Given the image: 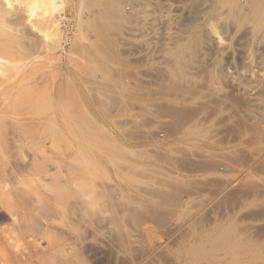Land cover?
Returning <instances> with one entry per match:
<instances>
[{"label":"rangeland","instance_id":"rangeland-1","mask_svg":"<svg viewBox=\"0 0 264 264\" xmlns=\"http://www.w3.org/2000/svg\"><path fill=\"white\" fill-rule=\"evenodd\" d=\"M64 1L60 46L43 42L36 17L30 58L18 57L23 68L0 84L6 95L0 106L11 108L4 117L0 108V124L8 125L2 130L0 173L15 177H5L14 191L26 189V197L17 192V201L28 199L24 207L31 217L40 221L46 215L50 231L65 240L64 264H264V90L257 83L264 79V60L247 66L242 59L248 47L251 54L256 50L244 36L254 21L233 18L215 0H205L210 8L204 0ZM199 5L209 10L198 8L204 17L193 9ZM159 13L169 19L167 27L146 33ZM109 15L118 24L108 30ZM192 16L201 20L190 22ZM6 18L1 39L11 45L16 40L13 46L19 47L22 30ZM210 24L221 31L222 44ZM220 48L226 50L222 56ZM17 86L25 89L26 106ZM20 107L21 113L31 109L20 116L33 122L23 123L31 135L20 129L16 135L11 125L21 121ZM88 158L96 167L94 181Z\"/></svg>","mask_w":264,"mask_h":264},{"label":"bare ground","instance_id":"bare-ground-1","mask_svg":"<svg viewBox=\"0 0 264 264\" xmlns=\"http://www.w3.org/2000/svg\"><path fill=\"white\" fill-rule=\"evenodd\" d=\"M182 1H185V0H182ZM212 1V0H211ZM210 1V3L212 4L213 2H211ZM218 4H220L222 7H224V8H226V10H228V13H230V15L233 17V18H239L241 15H242V18H243V16H244V18H246V19H250V20H253L254 21V24H255V26L253 27V28H251V29H249V30H247V31H245L246 33H245V35L244 36H246V39H247V42L250 44V45H252V43H253V47H254V45H256V50H255V56H254V54L252 53L251 54V50H252V52H254L253 51V48L250 50V48L248 47V53H245L246 55H244V56H242V59L245 61V64L248 62V61H251V63L250 64H252V61H255L256 59H259V61L261 62V60H264V0H215ZM181 2V1H180ZM201 2H202V0L201 1H199V3H200V5H201ZM204 2H206V3H204L205 4V6L207 5V8H210V7H208V3L209 2H207V1H205L204 0ZM15 3H18L19 5H21V4H23L22 6H19L18 7V4H17V7H16V5H15ZM194 3H196V2H194ZM198 3V2H197ZM64 5H65V1L64 0H0V28L2 27V26H4V16H6L7 15V20H6V23H9V25L10 24H12V23H10V22H14V21H11V19L12 20H15V22H16V25L18 26V24H19V26H20V29L17 27V30L18 31H20V30H22V31H20V32H22L23 34H22V36L21 37H24L23 39H25V40H23V42L25 43H23V42H19L18 44L16 43V45H18L19 46V44H20V46L19 47H17V46H13V43L15 44V41L16 40H13V42H12V45L10 44V43H8L6 40H3V39H1V29H0V84L2 83V82H4L5 80H8V78H9V80L11 81V74L12 73H14V71H16L17 72V74H18V68L20 67V64H18L19 62H20V59L18 58V57H22V55H24L23 57H22V60L24 59V60H26V59H28V58H30V49H31V42H33V39H34V37H32L33 39L31 40V36H30V30L32 29V26L34 25V20L33 19H35L36 17H38V18H36L37 20H35L36 21V23H37V21H39V17H41V22H42V25H40V26H42V29L43 30H41L42 31V33H43V42L47 45V46H50L49 44L52 42H50L49 40H55L54 42H56V45H58L59 44V46H60V42L57 44V42H58V40L61 38L60 37V33H62L61 31L64 29V27H65V24H64V19H65V17H64V13H63V8H64ZM156 5H158V4H156ZM160 5H161V2H160ZM164 5V4H163ZM162 5V6H163ZM170 5V4H169ZM195 5V4H194ZM193 5V6H194ZM200 5H199V7H196L197 8V10H196V8H193L195 11H198L199 9L198 8H201V9H203L202 7H203V5L200 7ZM205 6H204V11L207 13L208 11H206V9H205ZM164 7H166V6H164ZM177 7V6H176ZM189 8H190V5L188 6ZM162 7H160V9H161ZM132 9H134L133 7H132ZM154 9H155V7H154ZM159 9V10H160ZM174 9V8H173ZM181 9H182V7H181ZM217 9V8H216ZM180 9H178V11H179ZM187 10V9H186ZM191 10V9H190ZM203 10H199L201 13H202V11ZM218 10H219V8H218ZM225 10V11H226ZM156 11H158V9L156 8ZM161 11V10H160ZM173 11H176V10H172L171 12H173ZM183 11H185V9L183 10ZM193 11V10H192ZM162 12H163V10H162ZM189 12V11H188ZM188 12H187V14H188ZM191 12V11H190ZM204 12V14L206 15V13ZM201 13H196L195 12V15L196 14H201ZM156 14V13H155ZM160 14V18L158 17V16H156V18H154L153 20H151L150 21V23H148L147 25L148 26H146V29H145V31H146V33H149V32H156V30H159V29H157L158 27H157V25L159 26V25H163V27L165 26V27H167V24L169 23V19L167 18V17H165L163 20L161 19V16H162V14L161 13H159ZM192 14V13H191ZM192 15H194V13L192 14ZM202 15H203V13H202ZM201 15V16H202ZM205 15H203V17L205 16ZM174 16V15H173ZM190 16V15H189ZM197 16V15H196ZM223 16H225V13H224V15ZM163 17V16H162ZM193 17V16H192ZM191 17V18H192ZM200 17V16H199ZM217 17V16H216ZM221 17V16H220ZM215 18V17H214ZM213 18V19H214ZM241 18V17H240ZM171 19V18H170ZM175 19V18H174ZM194 19H196V18H194L193 17V19H190V22L193 20V22H194ZM8 20H10L9 22H8ZM196 20H201V19H199V18H197ZM206 20V19H205ZM216 20V19H215ZM174 21H176V20H174ZM214 21V20H213ZM222 21H224V19L222 20ZM4 22V23H3ZM41 22H40V24H41ZM187 22V21H186ZM212 22V21H211ZM215 22V21H214ZM230 22V21H229ZM229 22H227V23H229ZM220 23V22H219ZM226 23V24H227ZM117 24H118V19H117V17H115V16H113V15H109L108 17H107V19H106V21H105V26H106V29H108L109 30V28L111 29V28H113V27H117ZM200 24V23H199ZM217 24H218V22H217ZM13 25V24H12ZM11 25V26H12ZM22 25V26H21ZM38 25V24H37ZM184 25V24H183ZM186 25V24H185ZM208 25V24H207ZM207 25H206V27H207ZM230 25H231V23H230ZM160 26V27H161ZM180 26V25H179ZM210 26H211V29H213L212 31H215V36L217 35V40L219 41L218 43L219 44H222L223 42H221V39H223L222 37H220L219 36V34H220V32L218 33V30H216V26H215V24H210ZM210 26H208V27H210ZM6 27V26H5ZM39 27V26H38ZM159 27V28H160ZM181 27H182V25H181ZM203 27V26H202ZM213 27V28H212ZM218 27H220L219 25H218ZM225 27V26H224ZM234 27V26H233ZM16 28V27H15ZM34 28V27H33ZM171 28H172V26H171ZM6 29V28H5ZM35 29V28H34ZM38 29V28H37ZM161 29V28H160ZM188 29V28H187ZM203 29V28H202ZM207 29V31H208V28H206ZM206 29H204V30H202V31H206ZM218 29V28H217ZM224 29H226V28H224ZM224 29H222L223 31H225ZM3 30H4V28H3ZM16 30V29H15ZM33 30V29H32ZM186 30V29H185ZM199 30V29H198ZM7 31V30H6ZM5 31V32H6ZM11 31H12V28H11ZM14 31V30H13ZM37 31V30H36ZM180 31H181V29H180ZM210 31V30H209ZM208 31V32H209ZM3 32V31H2ZM231 32V31H230ZM243 32V31H242ZM7 33V32H6ZM14 33V32H13ZM16 33V32H15ZM18 33V32H17ZM16 33V34H17ZM145 33V32H144ZM145 33V34H146ZM200 33V32H199ZM202 33H204V32H202ZM201 33V35H204V34H202ZM33 34H35L34 32H33ZM37 34V33H36ZM156 34H158V33H156ZM161 34H162V32H161ZM229 34V33H228ZM18 35V34H17ZM209 36V35H208ZM214 36V37H215ZM3 37V36H2ZM203 37H205V35L203 36ZM210 37H211V35H210ZM13 38V37H12ZM160 38H161V36H160ZM174 38V37H173ZM176 38V37H175ZM212 38V37H211ZM243 38V37H242ZM14 39V38H13ZM36 39V38H35ZM42 39V38H41ZM167 39V38H166ZM168 39H171V38H168ZM213 39V38H212ZM220 39V40H219ZM244 39V38H243ZM246 39H244V41L243 42H245V40ZM37 40V39H36ZM210 40V39H209ZM249 40V41H248ZM19 41V40H18ZM22 41V40H21ZM61 41V40H60ZM159 41H160V39H159ZM162 41V40H161ZM171 41V40H170ZM35 42H38V41H35ZM50 42V43H49ZM215 42H216V40H215ZM221 42V43H220ZM240 42V41H239ZM24 45H23V44ZM39 43V42H38ZM162 43V42H161ZM217 43V44H218ZM246 43V42H245ZM244 43V44H245ZM22 44V45H21ZM218 44V46H222V45H219ZM227 44H229V43H227ZM247 44V43H246ZM245 44V45H246ZM41 45V44H40ZM248 45V44H247ZM218 46H215V49L217 48V50L219 49V47ZM249 46V45H248ZM38 47H39V44H38ZM42 47V46H41ZM52 47V46H51ZM51 47L49 48V52H50V50L52 51V49L54 50L55 49V46L54 47H52V49H51ZM63 47V46H62ZM258 47V48H257ZM241 48V47H240ZM242 48H244V47H242ZM46 49V48H45ZM223 49V48H222ZM221 48H220V54H221V56L222 55H224V53H225V49H223L222 50ZM226 49H229V48H227L226 47ZM245 49H246V47H245ZM245 49H244V51H245ZM260 49V55H259V51H257V50H259ZM32 50H33V47H32ZM36 50V49H35ZM40 50H41V48H40ZM56 50V49H55ZM249 50H250V53H249ZM38 51V50H37ZM243 51V50H242ZM230 52V51H229ZM245 52H247V50L245 51ZM258 52V53H257ZM217 53V52H216ZM235 53V52H234ZM3 56H2V55ZM219 54V53H218ZM228 54V53H227ZM239 54V53H238ZM4 55H9V57H7V56H5L4 57ZM241 55H243L242 53H241ZM256 55H258L257 57H256ZM220 56V55H219ZM32 57H33V55H32ZM215 57V56H214ZM213 57V58H214ZM35 58V57H34ZM57 58H59L58 56H57ZM227 58V57H226ZM248 59V60H247ZM228 60V59H227ZM242 60V61H243ZM17 61V62H16ZM27 61V60H26ZM172 62H174L173 60H172ZM171 62V63H172ZM230 62V61H229ZM258 60H257V64H255L254 63V65H256V70H257V65H258ZM262 63H264V62H261V64ZM23 64H25L24 62H23ZM173 64V63H172ZM249 65V62H248V64H247V66ZM21 66H22V68H23V66L24 65H22L21 64ZM26 66V65H25ZM176 66V65H175ZM171 67H172V65H171ZM250 67V66H249ZM255 67V66H254ZM253 67V68H254ZM262 67V66H261ZM260 67V68H261ZM21 68V67H20ZM21 68V69H22ZM175 68V67H174ZM252 68V67H251ZM252 68V69H253ZM20 69V70H21ZM173 69V68H172ZM255 69V68H254ZM227 71H228V69H226ZM249 70V69H248ZM261 71V70H260ZM264 71V70H263ZM245 72H247V71H245ZM257 72V71H256ZM33 73V72H32ZM36 73V72H35ZM165 73H166V71H165ZM250 73H251V70H250ZM17 74L15 73V75L17 76ZM233 74V73H232ZM261 74H262V72H261ZM261 74H260V76H261ZM263 74H264V72H263ZM15 75H14V78H15ZM21 75V74H20ZM258 75H259V73H258ZM25 76H27L24 80H26L28 77H29V73L27 74V73H25ZM25 76H23V77H25ZM235 76V75H234ZM241 76V75H240ZM30 77H31V74H30ZM30 77L28 78V81L30 80ZM236 77V76H235ZM244 77H246V76H244ZM252 78V77H251ZM256 78H259V77H257L256 76ZM260 79V78H259ZM9 80H8V82H9ZM21 80H23V78L21 77ZM22 81V83H24L25 81ZM247 80H248V78H247ZM256 80H258V79H256ZM27 81V80H26ZM246 80L244 79V82H245ZM7 82V83H8ZM240 82V81H239ZM243 82V81H242ZM255 82V81H254ZM21 83V84H22ZM257 83H258V86L261 84V87L263 88V90H264V79L262 78V80H258L257 81ZM260 83V84H259ZM7 85V84H6ZM20 85V82L18 83V86ZM35 85V84H34ZM250 85V84H249ZM257 85V84H256ZM255 85V86H256ZM1 86V85H0ZM18 86L16 87L17 88V91H19V93L21 92L22 94H20V99H22L23 100V98L25 99V101H23L24 103H23V105H22V102L21 101H19V102H21V103H19L20 105H22V106H26L27 105V101H28V98H27V100H26V96L24 97V91H25V89L28 91V89H29V92H27L26 94L28 95V93H32V95H31V97L33 96V92L32 91H34L33 89H32V86H26V88L24 89V90H22L21 91V89H23V88H20V89H18ZM246 86H248V83L246 84ZM251 86V85H250ZM21 87H22V85H21ZM27 87H29V88H27ZM238 87V86H237ZM245 87V86H244ZM254 87V86H253ZM13 88V87H12ZM256 88V87H255ZM254 88V89H255ZM260 88V87H259ZM2 89V88H1ZM30 89H31V91H30ZM242 90H244L245 91V89H242ZM260 90H262V89H260ZM3 91V90H2ZM2 91L0 92V93H2ZM261 92V91H260ZM30 93V94H31ZM255 94H256V92H255ZM258 94H261V93H257V95ZM4 96V94L2 93L1 95H0V99H1V96ZM6 96V95H5ZM5 96H4V98H5ZM247 96V95H246ZM245 96V97H246ZM250 97L251 96H253V94H250L249 95ZM256 96V95H255ZM249 97V98H250ZM259 97H260V95H259ZM261 97H263L262 96V94H261ZM249 98H247V99H249ZM255 98V97H254ZM5 100V99H4ZM31 100V99H30ZM34 100V99H33ZM250 100V99H249ZM259 100V99H258ZM58 101H59V99H58ZM261 101V100H260ZM256 101L254 100V103H255ZM4 103H6V101L5 102H3V104ZM30 103V102H29ZM24 104H26V105H24ZM250 104V103H249ZM248 104V105H249ZM261 104V103H260ZM1 105V104H0ZM255 105H256V103H255ZM253 106L254 108L256 107V106ZM7 106V107H6ZM5 107H4V105H3V109H5V110H2V108H1V106H0V108H1V112L3 111V114H1V116H5V111H6V113H8L9 115L11 114V112H10V110H11V108L9 107V105H6ZM57 106V105H56ZM31 108H32V105L30 106ZM250 107H251V105H250ZM249 107V108H250ZM6 108H8V109H6ZM259 108V107H258ZM10 109V110H9ZM19 109V111H20V115L19 116H17L18 118H20V116H22V115H25L26 113H27V110H30L31 111V109L30 108H27L25 111H22V113H21V110H23V108L22 107H20V108H18ZM25 109V108H24ZM36 109V108H35ZM57 110V109H56ZM252 110H254L253 108H252ZM256 110H257V108H256ZM10 113H9V112ZM29 111V112H30ZM33 111V110H32ZM43 111V110H42ZM26 112V113H25ZM36 112V111H35ZM19 113V112H18ZM31 113V112H30ZM22 114V115H21ZM38 114V113H37ZM17 115V114H16ZM31 115V114H30ZM32 115H34V114H32ZM0 116V117H1ZM12 116V115H11ZM28 116V115H27ZM8 118H9V116H7ZM26 117V116H25ZM7 118V119H8ZM24 118V117H23ZM29 118V117H28ZM31 118V117H30ZM47 119L49 118V117H46ZM5 119V118H4ZM6 119V120H7ZM11 119V118H10ZM17 119V118H16ZM21 119V121H19V119L17 120L19 123H21L22 125L19 127V124H18V122H17V125H16V122L15 123H12L11 125L13 126V128H14V126H15V130H14V132L16 133V135H17V133H19V135H22V134H20V132H18L19 131V129L22 131V133H24V135H26L25 133H27V135L26 136H28L29 134L31 135V132L29 131V130H26V127H28V126H25L24 127V125H23V123H24V121H25V118H24V120L22 119V118H20ZM0 120H1V118H0ZM50 120H52V119H50ZM7 121H9V120H7ZM23 121V122H22ZM30 121V120H29ZM28 121V122H29ZM56 121H57V119H56ZM10 122H13V121H10ZM28 122H27V120L25 121V123L26 124H28ZM254 122V121H253ZM5 123H7V122H5ZM33 124V122L32 121H30V124ZM10 124V123H9ZM31 124V125H32ZM18 126V127H17ZM46 126H47V124H46ZM4 127H6V129L8 128V125H4ZM3 126H2V124H0V135H1V137H0V142L2 141L1 139H4V141H5V137L3 136L4 135V133H3V135H2V130L4 131V130H6L5 128H4ZM22 128H24V129H22ZM17 129H18V131H17ZM33 129V130H32ZM45 129V128H44ZM46 129H47V127H46ZM45 129V130H46ZM44 130V133H43V135L46 133V131ZM25 131V132H24ZM31 131H34V127H32L31 128ZM35 131H36V129H35ZM7 132V131H6ZM48 132V131H47ZM37 133V132H36ZM35 133V134H36ZM34 134V133H33ZM48 134V135H47ZM7 135H8V133H7ZM15 134H13V136H14ZM33 136V135H32ZM32 136L30 137V139L32 138ZM45 140H47L49 137H47V136H50L49 135V133H46L45 135ZM16 137V136H15ZM19 137V136H18ZM22 137V136H21ZM10 138H11V135H10ZM12 138H14V137H12ZM17 138V137H16ZM19 139V138H18ZM25 139V138H24ZM14 140V139H13ZM19 140H21V139H19ZM29 140V139H28ZM27 141V140H26ZM47 141H49V140H47ZM22 143L23 144H26V142L24 143V141H23V137H22ZM32 144V143H31ZM41 144V143H40ZM46 145L47 144H45V143H43V145H42V147H41V149H40V152L42 151V153H45V151H46ZM0 146H3V144L2 143H0ZM12 146V145H11ZM15 146V145H14ZM12 147V148H15V147ZM36 146H38L37 144H36ZM41 146V145H40ZM53 146V145H52ZM55 146V145H54ZM4 147V146H3ZM28 148H29V146H28ZM52 148V147H51ZM11 149V148H10ZM9 149V150H10ZM19 149V148H18ZM17 149V150H18ZM3 150L5 151V148H3ZM20 150H22V149H20ZM35 151H37L36 149H34ZM0 151H1V149H0ZM7 151V150H6ZM11 151V150H10ZM19 151V150H18ZM32 152H33V150H31ZM57 151V150H56ZM8 152V153H7ZM6 153L7 154H10L9 153V151H7ZM53 153H54V151H52ZM1 153H3V152H1ZM19 153V152H18ZM17 153V154H18ZM21 153V152H20ZM24 153V152H23ZM22 153V154H23ZM26 153V152H25ZM24 153V154H25ZM42 153H41V155H42ZM4 154V153H3ZM35 155L37 154V152L36 153H34ZM12 155V154H11ZM20 155V154H19ZM50 155H52V157H53V154H50ZM57 155H58V153H57ZM59 155H61V154H59ZM14 156V155H13ZM25 156H26V154H25ZM62 156V155H61ZM7 157V156H6ZM32 157H33V155H32ZM40 157H42L43 158V156H40ZM55 157H56V155H55ZM62 157H65V156H62ZM36 158V157H35ZM81 158V157H80ZM91 158V157H90ZM55 159V158H54ZM58 159V158H57ZM65 159V158H64ZM2 160V158H0V162H4L5 163V161H1ZM33 160H34V158H33ZM38 159H35L34 160V162L35 161H37ZM50 160H52V158H51V156H50ZM80 161V159H76V164L77 163H80L79 161ZM83 160V159H82ZM90 159L88 158L87 159V162H89V164H88V166L90 167L89 169H90V174H91V180L92 181H94L93 179L95 178V174H96V172H95V174H94V176H93V171H94V169L96 168L95 166H92L93 164V162L91 163L90 161H89ZM54 161V160H53ZM58 162V160H55V163L53 162V164H56L57 162ZM64 161V160H63ZM66 161V160H65ZM85 161V160H84ZM91 161H92V159H91ZM37 162H39L40 163V160L39 161H37ZM37 162H35V163H37ZM67 162V161H66ZM83 162V161H82ZM34 163V164H35ZM39 163H37V165L38 166H40L39 165ZM43 163H44V161H43ZM59 163H61V162H59ZM75 163V162H74ZM73 163V164H74ZM85 163V162H84ZM30 164H33V163H30ZM52 164V163H51ZM43 165H45V164H43ZM58 165V164H57ZM77 165H79V167L80 166H83V163L80 165V164H77ZM33 167H34V165H32ZM37 166V167H38ZM63 166V165H62ZM84 166H85V164H84ZM83 166V167H84ZM97 166V165H96ZM55 167V166H54ZM86 167L87 166H85V168L84 169H86ZM94 167V168H93ZM3 168H4V171H6L7 169H5V167L3 166ZM2 168V169H3ZM7 168V167H6ZM35 168V167H34ZM58 168V167H57ZM59 168H60V166H59ZM72 168V167H71ZM42 169H44V166L42 167ZM73 169V168H72ZM76 169V168H75ZM75 169H73L74 171H75ZM0 170H1V167H0ZM34 170V169H33ZM60 170V169H59ZM68 170V169H67ZM77 170V169H76ZM80 170H82V169H80ZM19 171V170H18ZM35 171H37L36 169H35ZM56 172H57V170H55ZM78 171V170H77ZM76 171V172H77ZM31 171H29V173H30ZM47 172V171H46ZM49 172V171H48ZM84 172V171H83ZM89 171H87V173H88ZM8 173H11L12 174V172H10V171H8ZM26 173V174H25ZM28 173V170L26 171V172H24V174L25 175H29V176H31V174H27ZM33 173H35L34 171H33ZM59 173H61V171L59 172ZM85 173V172H84ZM4 174H5V172L3 173V174H1L0 173V264H58V262H59V264H61L60 263V261H63L62 263L64 264L65 262L67 263V259L65 258V248L64 247H66L65 246V244H66V242H65V240L63 239V238H61L60 236H59V234L58 235H56V234H54V233H52L51 231H50V228H52L51 227V223L49 222V219H47V218H44L46 215H43L44 217H43V220L41 221H38V220H34L33 219V217H31V216H33V215H30V210H27V208H25L26 207V205L28 204V202H26V205H24V201H27L26 200V198H25V200L23 201V196H24V194L26 193V189L24 190V192L25 193H23V191H21V188H19L20 189V192L19 191H17L18 193H19V195H21L22 196V200L20 201V202H18L17 201V199H19L20 198V196H18L17 195V192L16 191H14L15 190V187L13 188V187H11L9 184H8V182H7V176L6 175H10V174H7V171H6V174H5V176H4ZM17 174V173H16ZM15 174V175H16ZM42 174V173H41ZM41 174L39 175V177L41 176ZM61 174H63V173H61ZM18 176L20 175V171L18 172V174H17ZM45 175V174H44ZM47 175H49V174H47ZM2 176H3V178H2ZM10 176H12L13 177V179H15V177L13 176V175H10ZM18 176H16V178H18ZM6 177V178H5ZM12 177H10L11 179H12ZM21 177V176H20ZM20 177H19V179H20ZM45 177V176H44ZM41 179V178H40ZM8 181L9 182H11L10 181V179H9V176H8ZM32 182V178H28V182ZM19 183H20V180H19ZM13 188V189H11V188ZM61 189H62V187H61ZM64 189V188H63ZM59 190V189H58ZM57 191V190H56ZM21 192L23 193V194H21ZM27 193L29 194V192L27 191ZM59 195H60V193H59ZM24 197H26V196H24ZM29 197H30V195H29ZM60 198V197H59ZM62 198V197H61ZM58 200V199H57ZM30 201V200H29ZM33 201H34V199H33ZM40 202L41 203H43L41 200H40ZM32 203H34V202H32ZM59 203V202H58ZM46 204V203H45ZM41 205V204H40ZM59 205V204H58ZM25 206V207H24ZM38 206V205H37ZM36 206V207H37ZM22 207L24 208V210H25V212H22L23 213V215L21 216L20 214V211H19V209L21 208V210H22ZM29 208V207H28ZM31 208V207H30ZM38 208V207H37ZM51 208V207H50ZM52 208H54V207H52ZM60 208H62V206L60 207ZM40 209H42L41 208V206H40ZM54 209H56V211H57V209H58V211H59V208H54ZM39 210V209H38ZM46 210V208H44V210L43 211H45ZM52 210V209H51ZM50 210V211H51ZM34 212H35V210H33ZM49 212V211H48ZM51 213V212H50ZM55 213V212H54ZM59 213V212H58ZM74 213V212H73ZM38 214V213H37ZM41 214V213H40ZM65 214V213H64ZM48 215V214H47ZM60 215V214H59ZM66 215V214H65ZM52 216H53V214H52ZM61 216V215H60ZM48 218H49V216H47ZM76 217H77V215H76ZM75 217V218H76ZM35 218V217H34ZM40 218H42V216L40 217ZM61 218V217H60ZM39 219V218H38ZM51 219H53L52 217L50 218V221H51ZM56 219H57V217H56ZM56 219H53V220H56ZM74 219V218H73ZM72 219V220H73ZM80 219V218H79ZM52 220V221H53ZM63 220H64V218H63ZM77 220V219H76ZM4 221H7V222H4ZM57 221V220H56ZM70 221V220H69ZM68 221V222H69ZM54 222V221H53ZM79 221L77 220V223H78ZM70 224H71V222H70ZM64 225V224H63ZM53 226V225H52ZM54 226H55V224H54ZM74 226V225H73ZM73 226H71L72 228H73ZM70 227V226H69ZM58 229V228H57ZM66 229V228H65ZM53 230H54V228H53ZM59 230V229H58ZM71 232V231H70ZM65 238V237H64ZM45 241V244L43 245L42 244V241ZM43 241V242H44ZM67 242H70L71 243V241H70V239L67 241ZM77 243V242H76ZM74 246V245H73ZM78 246H81V245H78ZM72 247H70V249H71ZM74 248V247H73ZM78 249V248H77ZM71 250H74V249H71ZM79 251H81L80 250V248H79ZM76 252V251H75ZM83 253V252H82ZM75 254V253H74ZM73 254V255H74ZM85 253H83V255H84ZM79 255H80V253H79ZM83 255H81L82 257H84ZM61 259V260H60ZM65 259V260H64ZM78 259V258H77ZM57 260H58V262H57ZM60 260V261H59ZM81 261V260H80ZM74 262V261H73ZM79 262V261H78ZM82 262V261H81ZM68 264H70V263H68Z\"/></svg>","mask_w":264,"mask_h":264}]
</instances>
